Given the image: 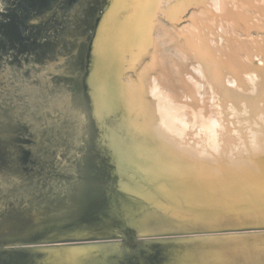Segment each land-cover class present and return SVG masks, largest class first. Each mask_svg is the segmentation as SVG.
Listing matches in <instances>:
<instances>
[{"label":"water","instance_id":"95a60500","mask_svg":"<svg viewBox=\"0 0 264 264\" xmlns=\"http://www.w3.org/2000/svg\"><path fill=\"white\" fill-rule=\"evenodd\" d=\"M114 5L0 0V264H264V222L248 214L259 206L229 188L246 177L264 186L254 108L264 81L214 91L242 143L222 160L199 158L187 151L191 130L148 121L127 86L115 97L95 46ZM167 26L203 67L191 33ZM248 125L259 132L253 147Z\"/></svg>","mask_w":264,"mask_h":264},{"label":"bare ground","instance_id":"6f19581e","mask_svg":"<svg viewBox=\"0 0 264 264\" xmlns=\"http://www.w3.org/2000/svg\"><path fill=\"white\" fill-rule=\"evenodd\" d=\"M114 1L97 30L95 46L115 97L122 99V89L127 86L130 98L140 102L148 121H157L170 132L191 130L187 134L191 138L188 152H195L201 159L222 160L235 142L242 141L239 136L234 142L232 126L236 120L223 122L212 95L222 83L231 93L242 85L246 87L245 77L257 85L260 79L264 81V0H181L172 8L167 4L175 0H149L150 5L147 0L141 5L137 0L136 8L143 10L140 21L133 20L130 10L122 14L123 5L129 0ZM167 24L191 33L189 39L194 42L203 67ZM207 45L214 48L207 51ZM255 58L261 59L257 71L251 65ZM145 95L151 100H145ZM229 103L230 109H235L234 102ZM239 106L245 108L247 104L240 101ZM254 108L264 117V100ZM124 114L129 115V110ZM128 122L131 124L129 117ZM251 125L244 131L253 147L259 132ZM121 149L125 153V147ZM234 187L244 194L235 196L238 202L259 206L248 213L251 219L264 222V186L246 177L229 188ZM176 214L186 217L183 212ZM215 217L212 222L201 223L220 224L227 218Z\"/></svg>","mask_w":264,"mask_h":264},{"label":"rangeland","instance_id":"374dc122","mask_svg":"<svg viewBox=\"0 0 264 264\" xmlns=\"http://www.w3.org/2000/svg\"><path fill=\"white\" fill-rule=\"evenodd\" d=\"M127 1V0H126ZM140 1V5L143 3V1L144 0H139ZM195 1V0H194ZM193 1V2H194ZM138 3V1L137 0H129V1H127L126 2V4H124L123 6V8H122V14L124 15L125 13H127L129 10L132 12V14H133V17H134V19L133 20H137V21H140L141 20V15H142V11H141V9H139V8H136V4ZM147 3H148V5H150L151 4V1H149V0H147ZM107 14V13H106ZM106 14L104 15V17H103V19H102V21H101V23L103 22V20H104V18H105V16H106ZM127 15V14H126ZM132 19V18H131ZM136 21V22H137ZM131 22H134V21H131ZM256 59V58H255ZM128 145V147L130 146V145H132V144H130V143H128L127 144ZM138 150H139V148H138ZM125 152L127 153V149L125 148ZM138 156V155H137ZM139 156H140V153H139ZM141 156H142V154H141ZM140 156V157H141ZM187 216V215H186Z\"/></svg>","mask_w":264,"mask_h":264}]
</instances>
